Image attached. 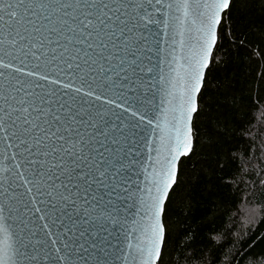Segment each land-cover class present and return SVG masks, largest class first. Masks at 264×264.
Segmentation results:
<instances>
[{
  "label": "snow or ice",
  "instance_id": "1",
  "mask_svg": "<svg viewBox=\"0 0 264 264\" xmlns=\"http://www.w3.org/2000/svg\"><path fill=\"white\" fill-rule=\"evenodd\" d=\"M233 7L0 0V264H156Z\"/></svg>",
  "mask_w": 264,
  "mask_h": 264
},
{
  "label": "trees",
  "instance_id": "2",
  "mask_svg": "<svg viewBox=\"0 0 264 264\" xmlns=\"http://www.w3.org/2000/svg\"><path fill=\"white\" fill-rule=\"evenodd\" d=\"M233 3L165 206L158 264H264V0Z\"/></svg>",
  "mask_w": 264,
  "mask_h": 264
},
{
  "label": "water",
  "instance_id": "3",
  "mask_svg": "<svg viewBox=\"0 0 264 264\" xmlns=\"http://www.w3.org/2000/svg\"><path fill=\"white\" fill-rule=\"evenodd\" d=\"M214 50H215V49H214ZM213 53H214V51H213ZM213 53H212V56H213ZM150 55H152V63L155 64V63H156V56H155V54H154V53H150ZM210 64H211V63H210ZM209 66H210V65H209ZM208 68H209V67H208ZM207 71H208V69L205 71L204 82H205V77H206ZM204 82H203V86H204ZM202 89H203V87L201 88V91H202ZM201 91H200V93H201ZM200 93H199V95H198V97H197V102H198V100H199ZM198 105H199V104H198ZM195 115H196V113L194 114L193 119H192V134H193V121H194ZM193 145H194V136H193ZM2 148H3V144H0V149H2ZM189 155H190V154H189ZM189 155H188V156H189ZM188 156H186V157H188ZM183 158H185V157H182V158L179 160V163H178L177 178H178V173H179L180 162H181V160H182ZM3 163H6V162H3ZM0 175H3V173L0 172ZM177 178H176V181H177ZM174 185H175V184H174ZM174 185H173V187H174ZM173 187H172V189H173ZM172 189L170 190V192H169V194H168L167 200H168V198H169V195H170ZM167 200H166V202H165V204H164V210H163V215H162V222H163V227H164L163 242H162V245H161L160 255H159L158 260L156 261V264H158L159 259H160V257H161V253H162V249H163V245H164V240H165L164 212H165V206H166Z\"/></svg>",
  "mask_w": 264,
  "mask_h": 264
}]
</instances>
